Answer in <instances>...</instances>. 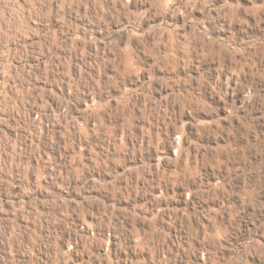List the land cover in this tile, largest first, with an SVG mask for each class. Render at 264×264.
Masks as SVG:
<instances>
[{
  "label": "clouds",
  "instance_id": "1",
  "mask_svg": "<svg viewBox=\"0 0 264 264\" xmlns=\"http://www.w3.org/2000/svg\"><path fill=\"white\" fill-rule=\"evenodd\" d=\"M0 146V264H264V0H0Z\"/></svg>",
  "mask_w": 264,
  "mask_h": 264
},
{
  "label": "rangeland",
  "instance_id": "2",
  "mask_svg": "<svg viewBox=\"0 0 264 264\" xmlns=\"http://www.w3.org/2000/svg\"><path fill=\"white\" fill-rule=\"evenodd\" d=\"M45 67H47V64H45ZM34 115L39 116V113H36ZM0 150H3V146H0ZM81 150H83V146L81 147ZM37 179H38V177H37ZM83 223H85V225L88 227L89 232L93 231V227H92L93 226V220L92 219L85 217ZM109 247H111V245ZM66 251H67V249H66Z\"/></svg>",
  "mask_w": 264,
  "mask_h": 264
}]
</instances>
